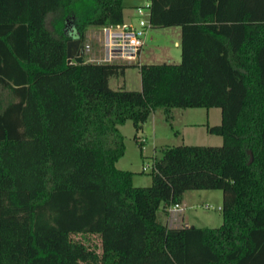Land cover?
<instances>
[{"label": "trees", "instance_id": "16d2710c", "mask_svg": "<svg viewBox=\"0 0 264 264\" xmlns=\"http://www.w3.org/2000/svg\"><path fill=\"white\" fill-rule=\"evenodd\" d=\"M122 0H0V264H264V0H150L179 25L178 62L65 61L87 25L123 22ZM51 14V28L45 17ZM138 67L140 88H112ZM211 107L219 145H167L151 182L115 161L117 125L156 107ZM141 144V142H140ZM249 151V152H248ZM249 157H251L249 159ZM221 190L217 226H168L186 189ZM98 233L100 253L69 235Z\"/></svg>", "mask_w": 264, "mask_h": 264}, {"label": "rangeland", "instance_id": "374dc122", "mask_svg": "<svg viewBox=\"0 0 264 264\" xmlns=\"http://www.w3.org/2000/svg\"><path fill=\"white\" fill-rule=\"evenodd\" d=\"M146 0H122L123 13H129L131 6L144 3ZM136 16L131 13L130 20L135 21ZM45 24L51 28V14L45 17ZM179 25L152 26L147 29L151 38L146 35V46H143L141 59L144 63L178 62L180 59L177 29ZM99 25H87L85 32L98 31ZM176 27V28H174ZM179 31V28H178ZM91 50L85 56L96 57L100 55L93 40ZM142 48V47H141ZM141 50V49H140ZM146 56V57H145ZM149 60V61H147ZM125 79V81H124ZM139 72L136 65L126 66L123 73L111 76L108 84L112 88L137 89L139 87ZM12 96L8 87L0 84V110ZM220 121V109L211 107H171L163 110L154 108L146 117L141 128L136 132L138 137L133 138L134 128L131 120H127L121 127L124 151L115 162L118 168L132 171L131 180L134 185H148L151 182L152 163L167 145L198 144L219 145L221 136L208 132L207 125L217 124ZM192 122V123H188ZM137 135V134H136ZM140 135V136H139ZM141 136L146 138L144 145ZM141 142V144H140ZM146 165L145 169H141ZM184 215L194 225L217 226L221 222V212L218 208L221 203V190L218 188L186 189L183 193ZM206 205V206H205ZM163 217L166 225L179 226L180 211H166L159 216ZM72 243H79L85 251L100 253V237L98 233L77 232L69 235ZM96 264H99L96 263Z\"/></svg>", "mask_w": 264, "mask_h": 264}, {"label": "built area", "instance_id": "2783aa9c", "mask_svg": "<svg viewBox=\"0 0 264 264\" xmlns=\"http://www.w3.org/2000/svg\"><path fill=\"white\" fill-rule=\"evenodd\" d=\"M149 2L133 5V13L136 16L135 21H123L116 24L99 25L98 31L85 32L84 37L80 40L78 52L83 60L99 61V62H122V63H138L137 58L143 45V39L146 30L150 27L149 23ZM93 40L99 56H85L91 50ZM68 62H76L70 58ZM146 165H142L141 169H145ZM206 206V205H205ZM179 203L169 204L167 211L180 210Z\"/></svg>", "mask_w": 264, "mask_h": 264}, {"label": "crops", "instance_id": "0c3cea01", "mask_svg": "<svg viewBox=\"0 0 264 264\" xmlns=\"http://www.w3.org/2000/svg\"><path fill=\"white\" fill-rule=\"evenodd\" d=\"M129 10H130L129 13H128L126 16H125V14L123 13V21H128V20H130V15H131V13H133V6H131V8H130ZM122 11H123V9H122ZM174 28H176V27H174ZM178 28H179V26L177 27V29H175L176 32H177V35H178V36H177V40H174L173 42L179 45L180 29H179V31H178ZM148 33H149L148 37L151 38V34H150V32L146 30L145 34H148ZM143 46H146V35H144L143 45H142V48H141V50H140V52H139V54H138V58H137L138 63H141V62L143 61V60L141 59ZM179 52H180V51H179ZM145 57H146V56H145ZM147 61H149V60H147ZM108 81H109V79H108ZM124 81H125V79H124ZM139 88H140V82H139V87H138L137 89H139ZM127 120H128V119H126L123 123L117 125L119 131L121 130V127L124 125V123H125ZM188 123H192V122H188ZM141 125H142V124H141ZM140 128H141V127H140ZM134 132H135V131H134ZM136 134H137L136 136L138 137V133H137V132H136ZM139 136H140V135H139ZM140 140H142V142H143L142 145H144V141L146 140V138H144L143 136H141ZM115 162H116V161H115ZM184 191H185V190H184ZM184 191H183V192H184ZM182 199H183V194H182V197H181V201L179 202V206H180L181 208H180V210H179V209L176 210V211H180V217H179V218H180V221L182 222L180 225H186V226L194 225L192 222H190V221L188 220L187 216L184 215V203H183ZM218 208L220 209V206H219V205H218ZM168 226H177V225H168ZM195 226H197V225H195ZM198 226H200V225H198ZM201 226H206V225H201Z\"/></svg>", "mask_w": 264, "mask_h": 264}, {"label": "water", "instance_id": "95a60500", "mask_svg": "<svg viewBox=\"0 0 264 264\" xmlns=\"http://www.w3.org/2000/svg\"><path fill=\"white\" fill-rule=\"evenodd\" d=\"M80 38L77 34H73L65 42V61L68 62L70 58H73L76 62H82V57L78 52ZM249 152V151H248ZM251 157H249L250 159Z\"/></svg>", "mask_w": 264, "mask_h": 264}]
</instances>
